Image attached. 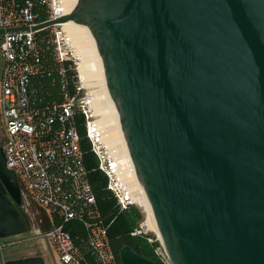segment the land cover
Returning a JSON list of instances; mask_svg holds the SVG:
<instances>
[{"label": "water", "instance_id": "obj_1", "mask_svg": "<svg viewBox=\"0 0 264 264\" xmlns=\"http://www.w3.org/2000/svg\"><path fill=\"white\" fill-rule=\"evenodd\" d=\"M170 264H264V0H75ZM0 145V239L29 233ZM119 264H156L133 247ZM0 264H46L41 255Z\"/></svg>", "mask_w": 264, "mask_h": 264}, {"label": "built area", "instance_id": "obj_2", "mask_svg": "<svg viewBox=\"0 0 264 264\" xmlns=\"http://www.w3.org/2000/svg\"><path fill=\"white\" fill-rule=\"evenodd\" d=\"M65 0H0V29L28 27L57 19L66 12ZM40 13L44 19H38ZM58 28L59 30H55ZM62 42L63 49H62ZM51 48L54 69L64 75L67 60L75 72L70 95L65 84L62 100L33 106L29 98L32 77L42 76L40 63L44 51ZM3 68L0 77V117L5 130L2 144L6 167L18 180L23 208L35 205L60 220L42 231L0 239V250L34 240L46 241L61 264H86L83 255L63 223L73 218L83 220L87 244L98 264H119L109 245L106 229L95 209V198L82 162L80 137L72 124L75 113L83 115L86 136L97 158L98 170L107 178L119 207L135 206L129 184L121 174L117 160L105 146L102 131L94 115L92 95L80 82L78 55L59 24L36 31L6 33L1 37ZM137 206V205H136ZM25 210V209H24ZM139 224L132 235L146 234ZM159 240V238H158ZM148 238L149 242L158 241ZM158 243V242H157ZM156 256H166L159 240Z\"/></svg>", "mask_w": 264, "mask_h": 264}, {"label": "trees", "instance_id": "obj_3", "mask_svg": "<svg viewBox=\"0 0 264 264\" xmlns=\"http://www.w3.org/2000/svg\"><path fill=\"white\" fill-rule=\"evenodd\" d=\"M45 14L40 13L38 19H44ZM51 48L44 51L41 56L40 63L46 68V73L42 76L32 77L29 85V98L33 106H42L52 101L62 100V86L65 84L66 90L70 95L74 94L73 76L75 72L72 70L69 61H65L64 75H60L58 71L53 70V60L50 52ZM79 137L80 149L82 151V162L86 170L87 180L92 188L95 198V209L99 214V220L106 229L109 245L114 251L116 258L121 247L128 245L133 247L139 254L152 259L156 264H165L155 254V247L158 241L149 242L147 234L132 235L138 229L142 216L140 211L134 206H129L122 210L113 195V192L107 189V178L98 170V162L96 156L91 151V144L86 136L85 120L83 115L75 113L72 118ZM57 219L55 224H59ZM64 230L69 233L73 243L78 247L83 255L86 264H98L94 252L87 244V230L83 220L73 218L63 223ZM153 239V238H152ZM118 260V258H117ZM119 262V260H118Z\"/></svg>", "mask_w": 264, "mask_h": 264}, {"label": "bare ground", "instance_id": "obj_4", "mask_svg": "<svg viewBox=\"0 0 264 264\" xmlns=\"http://www.w3.org/2000/svg\"><path fill=\"white\" fill-rule=\"evenodd\" d=\"M64 2L66 3L65 14H68L74 8L75 0H65ZM59 26L65 33V37L75 48L76 55H78L77 72L79 79L92 95L91 108L97 118L96 123L99 124L102 131L105 146L117 160L119 170L129 184L135 204L144 210L146 214L145 225L148 226L149 230L158 235L147 199L136 178L132 162L129 158L118 117L107 92L95 42L85 26H78V24L70 21L59 24Z\"/></svg>", "mask_w": 264, "mask_h": 264}, {"label": "rangeland", "instance_id": "obj_5", "mask_svg": "<svg viewBox=\"0 0 264 264\" xmlns=\"http://www.w3.org/2000/svg\"><path fill=\"white\" fill-rule=\"evenodd\" d=\"M55 30H59L58 28H56ZM1 41V40H0ZM62 44V42H60ZM63 44H62V49H63ZM1 58V57H0ZM1 60V59H0ZM4 139V135H3V128H2V124L0 123V145L2 144V141ZM135 208H137L140 211V214L142 216V219L140 221V224H143V229L147 236H149L150 238L156 239L158 240V236L152 232L151 230L148 229V226L145 225V218H146V214L144 212V210L138 206H134ZM24 209L28 215V218L31 220V225H32V229L35 225H37V222H39L41 220V226L42 227V231H45L48 229V223H47V218L48 217L51 222H56L57 218L54 217L53 215L49 214L47 211L36 207L35 205H31V206H24ZM46 214V216H45ZM47 223V224H46ZM32 231V230H31ZM30 231V232H31ZM27 234V233H26ZM158 244H159V240H158ZM37 246V240L34 241H30V242H26L23 244H19L16 246H12V247H6L2 249V254L3 256H5L7 253H9L10 255H12L13 257H19L22 254H30L31 251H29V249L36 247ZM24 251V252H23ZM51 253L52 258L54 259L56 264H61L57 259L56 255L54 252H52V250L50 249L49 251ZM160 258V260L162 262H164L165 264H170L168 257L163 256V255H159L158 256Z\"/></svg>", "mask_w": 264, "mask_h": 264}, {"label": "crops", "instance_id": "obj_6", "mask_svg": "<svg viewBox=\"0 0 264 264\" xmlns=\"http://www.w3.org/2000/svg\"><path fill=\"white\" fill-rule=\"evenodd\" d=\"M0 40H1V37H0ZM1 43V41H0ZM0 77H1V71H2V68H3V57L2 55L0 54ZM1 112V111H0ZM1 115V113H0ZM0 123L2 124V121H1V117H0ZM2 128H3V135H4V138H5V130H4V127H3V124H2ZM46 216V214H45ZM47 219V223H48V229L51 228L53 225H55V222H51L50 220H48L49 218L46 217ZM46 223V224H47ZM41 226V220L39 222H37V225H35L33 227V231L35 230H42L40 227ZM50 249L52 250V252L55 253V251L53 250L52 247H50V245L46 242V241H43V240H37V246L36 247H33L31 249H29L30 254H22L20 255L19 257H13L12 255H10L9 253H7L4 258L5 259H13V258H21V257H28V256H35V255H41L44 257L45 259V262L46 264H56L54 259L52 258L51 256V253L49 252ZM24 252V251H23ZM56 255V253H55ZM57 259H58V256L56 255ZM59 261V260H58Z\"/></svg>", "mask_w": 264, "mask_h": 264}, {"label": "flooded vegetation", "instance_id": "obj_7", "mask_svg": "<svg viewBox=\"0 0 264 264\" xmlns=\"http://www.w3.org/2000/svg\"><path fill=\"white\" fill-rule=\"evenodd\" d=\"M3 142H4V140L2 141V144H3ZM2 144H1V145H2Z\"/></svg>", "mask_w": 264, "mask_h": 264}]
</instances>
